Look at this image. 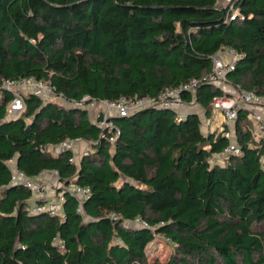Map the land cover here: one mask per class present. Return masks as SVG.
Wrapping results in <instances>:
<instances>
[{"label":"trees","instance_id":"1","mask_svg":"<svg viewBox=\"0 0 264 264\" xmlns=\"http://www.w3.org/2000/svg\"><path fill=\"white\" fill-rule=\"evenodd\" d=\"M229 1L0 0V264H264V145L245 110L236 120L241 152L222 162L211 158L229 138L203 132L192 110L111 115L113 133L99 126L102 113L93 121L28 94L25 110L6 118L13 95L2 81L30 76L73 103L158 102L194 80L181 101L208 113L221 90L205 76L222 49L236 54L226 81L264 97V0ZM66 140L92 150L78 163L68 150L48 151ZM10 160L31 177L56 172L62 214L31 213V193L9 184ZM72 185L89 189L82 212ZM157 236L172 251L151 262Z\"/></svg>","mask_w":264,"mask_h":264},{"label":"built area","instance_id":"2","mask_svg":"<svg viewBox=\"0 0 264 264\" xmlns=\"http://www.w3.org/2000/svg\"><path fill=\"white\" fill-rule=\"evenodd\" d=\"M226 50L231 55V58H229L228 60L227 58L223 59L222 57L218 56V52L212 55V68L211 71L207 74V76H205V80L207 82L213 84V86L221 90V95L214 98L212 106L215 109L221 110L223 112L224 128L222 131H224V136L227 138H229V135L231 133L229 128L230 125L234 124L237 120L238 111L240 109L247 110L248 120H254L255 122L253 121V123L255 124V128L258 130L257 134L256 131L254 132V137L257 141L262 142L264 145V122L261 117L262 114L258 109V106H260L261 103L264 101V97L256 96L254 93L246 92L233 86L231 87L234 88V90H238L241 93L240 101L237 100L235 96H231L230 94H228L229 89L231 88H229L226 84L228 82L226 81L225 77L228 71L233 68L236 54L232 50ZM195 84L196 81L193 80L192 82L184 85L181 88L167 90L161 95V98L158 102H155L150 98H135L133 100L121 98L118 101L103 102L108 106V108L114 111V115L118 116L126 115L135 110H138L139 108L151 105H158L164 108H177L181 105H184L179 95L180 92L183 90H188L191 92L194 91ZM2 86L10 90L13 95L12 99L7 105V119H14L25 110L24 95L33 94L44 101H67L61 95H56L54 93V88L49 84V82L37 80L32 76L16 81L3 80ZM252 101H255L256 103H253ZM109 117L110 116H104V120L98 122V124L103 129V131L109 129V132H113L112 122L109 120ZM104 135V133L101 134V136ZM113 140L114 134L109 137V141L112 142ZM74 141L77 140H66L58 145H51L49 146L48 151H50L54 155H57L62 151L68 150L71 152L69 162L78 163V160L81 159L83 156L88 155L89 151H81L77 158V149L75 148V144L73 143ZM240 152V146L237 143H232L230 141L229 145L224 149L222 154L230 156L238 155L240 154ZM261 162L262 167L264 169V153L261 156ZM9 163H11L9 184L13 186L24 187L31 193L33 197L38 199L37 202H34V204L30 206L31 213L48 212L50 214H62V202L64 198L62 192H58V189H63L64 185L59 181L56 172L50 173H54L57 178V183L49 185L46 183V180L44 178V174L49 173L48 171H43L37 176L31 177L28 176L24 171L17 169L14 165L13 160H10ZM52 186H54V188H57V193L54 195V197L49 198L48 196L52 189ZM68 190L77 198L79 202L77 211L82 212V203L85 197L88 195L89 189L80 187L78 185H72L68 187ZM113 218H116V216H113ZM133 223H136L137 225H147L144 221H141L139 219H135Z\"/></svg>","mask_w":264,"mask_h":264},{"label":"rangeland","instance_id":"3","mask_svg":"<svg viewBox=\"0 0 264 264\" xmlns=\"http://www.w3.org/2000/svg\"><path fill=\"white\" fill-rule=\"evenodd\" d=\"M219 3H220V6L224 8V7H227L229 5L230 1L229 0H219ZM217 54H218V56L222 57L223 59L227 58V60H228L229 58H231V55L228 53V51L226 49L220 50ZM226 84L228 85L229 88H231V89H229L228 94H230L231 96H235L237 98V100L240 101V99H241L240 94L241 93L238 90H234V88L231 87L232 85H230L229 83H226ZM58 102H60L64 106H68V107L76 106L78 108L86 110L89 118L93 121L96 120V118L101 113L103 114V116L114 115V111L112 109L108 108V106L104 102H101V101L88 100L87 98H85V101H83L81 103H76V104L72 103L70 101H64V100H59ZM252 102L256 103L255 101H252ZM184 105H181L177 108L183 107ZM255 105H259V104H255ZM262 105L264 107V101L261 103L260 106H258V109L262 114L261 117H262L263 122H264V114H263L264 109L262 111V109L260 108V107H262ZM185 106H186V108L194 110L199 114V116L201 118V122H202V128L201 129L203 132H207V131L220 132L223 130V128H224V126H223L224 125V116H223V112L221 110L215 109L212 106L208 110V113H205L206 111H203V109H201L194 102L187 104ZM248 121L251 124V128L253 130V133L256 131V134H257L258 130L255 128V124L253 123L254 120L253 121L248 120ZM229 128L231 131L229 138H230L231 142L234 143L235 136H236V122L234 124H231ZM73 143L75 144V148L77 149V154H76L77 158H78L81 151L92 150V143L91 142H87L84 140H77V141H74ZM225 157H226V155H224V154H221L219 156H213L211 158V161L212 162H214V161L222 162L225 160ZM44 178L46 180V183L49 185L57 183V178L54 175V173H45ZM51 192L56 194L57 189H55L54 186H52ZM52 197H53V195H52ZM133 225H137V224L133 223ZM171 251H172L171 244L168 243V241L164 237L157 236L154 239V241L152 243H150L147 247L148 260H150L151 262L154 259L164 261L171 254Z\"/></svg>","mask_w":264,"mask_h":264},{"label":"crops","instance_id":"4","mask_svg":"<svg viewBox=\"0 0 264 264\" xmlns=\"http://www.w3.org/2000/svg\"><path fill=\"white\" fill-rule=\"evenodd\" d=\"M188 104H190V103H188ZM185 105H187V104H185ZM183 106V107H180V108H178V110H177V112L179 113V114H181V115H184L185 113H187L188 111H191V109H189V108H186V106ZM261 109H262V111H263V109H264V107L262 106V107H260ZM243 110H245V109H243ZM192 111H194V110H192ZM246 112H247V110H245ZM196 112V111H195ZM248 114V113H247ZM263 114H264V112H263ZM85 141V140H84ZM231 141V140H230ZM87 142H89V141H87ZM234 143H237V137L235 136V140H234ZM238 144V143H237ZM77 151V150H76ZM80 160V159H79ZM78 160V161H79ZM51 172V171H50ZM49 172V173H50ZM55 189H57L56 187H55ZM52 190V189H51ZM52 195H53V197H54V195H55V193H52L51 191H50V193H49V198H51L52 197ZM38 201V199L37 198H35V197H33V196H31V201H30V206H32L33 204H34V202H37Z\"/></svg>","mask_w":264,"mask_h":264}]
</instances>
